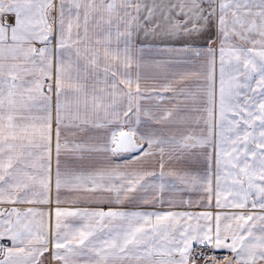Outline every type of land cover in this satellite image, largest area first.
Segmentation results:
<instances>
[{"label": "snow or ice", "instance_id": "obj_1", "mask_svg": "<svg viewBox=\"0 0 264 264\" xmlns=\"http://www.w3.org/2000/svg\"><path fill=\"white\" fill-rule=\"evenodd\" d=\"M0 264H264V0H0Z\"/></svg>", "mask_w": 264, "mask_h": 264}]
</instances>
